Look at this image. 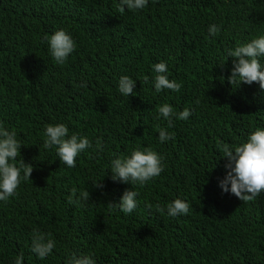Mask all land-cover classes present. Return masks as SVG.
Listing matches in <instances>:
<instances>
[{
    "label": "trees",
    "instance_id": "1",
    "mask_svg": "<svg viewBox=\"0 0 264 264\" xmlns=\"http://www.w3.org/2000/svg\"><path fill=\"white\" fill-rule=\"evenodd\" d=\"M118 4L0 0V121L23 145L16 162L33 165L31 179L0 201V264L21 252L23 264H66L72 253H94L96 264H264V191L251 202L223 192L226 160L217 148L264 128V90L233 89L226 54L264 35V0H149L123 14ZM212 24L221 28L215 37ZM59 29L76 44L62 65L43 39ZM161 61L179 92L155 91L153 65ZM122 75L135 80L129 97L118 90ZM164 103L192 114L169 126L157 118ZM57 123L92 142L74 168L56 146L43 147L46 126ZM161 128L174 139L161 143ZM144 148L162 157L163 172L144 185L113 181L111 160ZM73 188L89 199L69 204ZM126 189L138 193L130 214L108 205ZM176 198L189 203L188 214L156 211ZM34 229L55 241L45 259L31 251Z\"/></svg>",
    "mask_w": 264,
    "mask_h": 264
},
{
    "label": "clouds",
    "instance_id": "2",
    "mask_svg": "<svg viewBox=\"0 0 264 264\" xmlns=\"http://www.w3.org/2000/svg\"><path fill=\"white\" fill-rule=\"evenodd\" d=\"M149 0H119L118 11L123 14L125 10L138 11L147 7ZM221 31V28L212 24L208 28L209 35L215 37ZM48 42L49 52L57 64H64L69 55L76 48L75 41L71 35L64 29H59L53 34L45 35L43 38ZM226 54L233 58V67L227 81L233 89H239L241 85H252L257 83L261 90H264V64L261 58H264V35H260L248 42L237 43L233 48L226 49ZM223 65V64H222ZM155 73L153 86L157 93L164 89L173 92H179L182 85L175 80H170L166 75L168 72L167 63L164 61L153 65ZM224 79V77H222ZM149 78L144 77V83ZM86 83H81L79 87H86ZM135 80L127 75H122L118 81V90L124 96L134 94ZM158 117H163L171 126L172 119L187 120L191 116V110L184 108L179 113L174 112L173 107L164 103L157 108ZM69 129L63 123L48 124L44 135L46 139L43 147L49 149L56 146L57 157L67 167H76V158L86 149L92 148V142L84 136L73 133L68 135ZM158 139L161 143L174 139V134L169 133L167 129L159 130ZM23 145L17 139L15 131L5 128L0 121V201L7 202L10 197L17 194L21 180L31 179L33 165L25 163L23 159L17 163V158L21 155ZM217 148L223 153V159L226 160L224 168L226 175L219 181V187L223 192H230L243 202L254 201L262 191H264V128H256L252 131L245 142L239 145H230L219 142ZM96 149L103 151L102 142L96 141ZM164 170L162 157L151 148L134 149L130 156H120L111 160V179L115 182L139 183L144 185L154 177L159 176ZM23 173V176H21ZM96 187H103L99 182L94 184ZM138 193L135 190L126 189L123 192L118 203H108L109 207L117 208L124 214L132 213L137 207L136 197ZM90 193L81 191L77 196V189L71 190L68 197V203H79L81 200H88ZM75 198V199H74ZM152 207L151 205L149 206ZM166 212L169 217L186 215L189 212L190 205L183 199L176 198L166 206L159 203L155 205L156 211ZM50 233H42L39 229H34L31 240V251L38 258L45 259L55 247V241L50 238ZM94 253L70 254L66 264H96L93 259ZM23 252L19 253L13 264H23Z\"/></svg>",
    "mask_w": 264,
    "mask_h": 264
}]
</instances>
